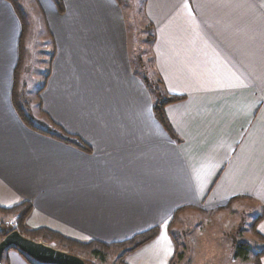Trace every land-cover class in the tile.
<instances>
[{
    "label": "crops",
    "instance_id": "crops-1",
    "mask_svg": "<svg viewBox=\"0 0 264 264\" xmlns=\"http://www.w3.org/2000/svg\"><path fill=\"white\" fill-rule=\"evenodd\" d=\"M141 3L153 67L184 96L165 108L178 139L153 114L121 0H33L27 9L38 10L52 46L41 110L87 152L22 121L11 96L21 20L0 0V207L28 201V227L103 242L158 225L127 264H169L168 223L181 208L223 213L251 202L264 236V0ZM5 255L37 264L13 248Z\"/></svg>",
    "mask_w": 264,
    "mask_h": 264
},
{
    "label": "rangeland",
    "instance_id": "rangeland-1",
    "mask_svg": "<svg viewBox=\"0 0 264 264\" xmlns=\"http://www.w3.org/2000/svg\"><path fill=\"white\" fill-rule=\"evenodd\" d=\"M28 23V34L25 43L24 68L21 73L20 92L23 107L33 116L39 125L48 123L38 103V91L44 84L51 57V41L42 24H39L38 10L28 13L33 0H14ZM142 0H121L127 9L128 16H132L133 24L130 28L134 34L135 70L141 77L155 79L156 71L153 67L148 39L152 34L143 30V16L141 15ZM222 209L215 211H202L201 209L177 210L168 223L170 233L175 237V254L169 264H255L250 257L243 260L235 258L234 242L246 241L251 247L261 244V240L253 233L251 224L258 217L259 209L251 202L244 201L237 204L234 209L221 213ZM17 215L4 216L0 213V229L17 227ZM31 236V235H26ZM66 237V236H65ZM2 238V237H1ZM32 238V237H30ZM71 245H63L59 240L46 241L41 238L33 239L69 253L80 256L88 264H119L118 256L123 248H111L106 251L105 261L92 256L87 248L75 244L89 242L91 239L71 238ZM173 239V240H174ZM1 240V239H0ZM74 240V241H73ZM78 245V246H77ZM82 246V245H81ZM252 251V249H251ZM33 263L41 264L35 260Z\"/></svg>",
    "mask_w": 264,
    "mask_h": 264
},
{
    "label": "trees",
    "instance_id": "trees-1",
    "mask_svg": "<svg viewBox=\"0 0 264 264\" xmlns=\"http://www.w3.org/2000/svg\"><path fill=\"white\" fill-rule=\"evenodd\" d=\"M9 1L13 4L16 13L19 16V19L21 20V26H22V33H21L20 46H19V58H18L17 65L14 69L13 88H12V93H11V96L13 97V101L15 102L14 104H15L16 110L18 111L22 121L29 128L35 129L61 142L73 145L81 150L89 152L90 151L89 146L86 143H84L79 137L74 136V135H69L61 127L53 123L51 120L47 119L48 123L37 125L36 121L34 120L33 116L28 112L27 108L23 107V105L20 103L21 101L20 100L21 99L20 81H21L22 69L24 68L23 64L25 60L24 58L25 49L24 48H25L26 37H27L29 29H28V23L25 17L23 16L21 10L15 3V1L14 0H9ZM56 1L58 2L59 0H56ZM57 4L59 5V3ZM148 39L152 41L153 36H149ZM46 77H47V74H46ZM143 81L145 85H147V87L150 89L151 94L153 96L152 111H153L155 118L161 123V125L165 128V130L171 137L178 139L177 134L173 130L166 116L165 108L167 105L171 103H175L177 101L182 100L184 96L169 93L166 90L161 77L157 73H156L155 79L143 77ZM43 86L44 84L40 85L39 91H38V100H39L38 103L40 107H41V104H40L39 95H40V92ZM31 210H32V204L28 201H20L10 207H0V213H2L4 216H7L9 214H16L17 215L16 219L18 222L17 227L0 229V239H2L1 237L5 236L9 232L17 229L23 235L29 234L31 235L30 237L32 238L37 237V238H41L46 241L59 240L58 242L62 243L63 245H71L70 240L72 239H70L69 237H65L64 235L58 232L50 230L46 227H37V228L28 227L26 225V220ZM259 219L260 217L258 216L253 220L251 224V228H252L253 233L256 234L257 238H259L262 241L261 244L252 248L251 245L246 241L234 242L233 256L235 258L246 260L251 255V258H252L251 260L254 261L255 264H261L260 260L264 256V236L261 235L255 228V225ZM158 233H159V226L155 225L145 231L135 233L131 237L121 240V241L103 242V241L91 239L89 242L76 241L75 244L80 245L79 247L87 248L88 251L91 253V255L96 257L100 261H105L107 250L111 248H117L118 246H120L123 248V252L118 256V262L119 264H127L124 261L125 256L135 251L136 249H138L145 243L149 242L153 238H155ZM174 238L175 237H173V239ZM11 248L16 249L22 255L27 257L29 261L33 262L32 259L28 257L24 252L20 251L18 248L14 246H11V247H8L3 253L2 264H9V261L5 253ZM86 264L88 263L86 262Z\"/></svg>",
    "mask_w": 264,
    "mask_h": 264
},
{
    "label": "water",
    "instance_id": "water-1",
    "mask_svg": "<svg viewBox=\"0 0 264 264\" xmlns=\"http://www.w3.org/2000/svg\"><path fill=\"white\" fill-rule=\"evenodd\" d=\"M11 246L18 248L31 259L42 264H86L80 256L30 238L17 229L9 232L0 240V264H2L4 251Z\"/></svg>",
    "mask_w": 264,
    "mask_h": 264
}]
</instances>
